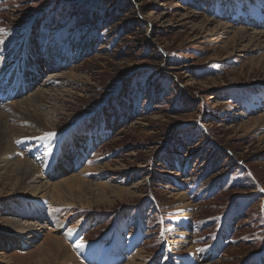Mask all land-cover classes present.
Listing matches in <instances>:
<instances>
[{"label":"rangeland","instance_id":"1","mask_svg":"<svg viewBox=\"0 0 264 264\" xmlns=\"http://www.w3.org/2000/svg\"><path fill=\"white\" fill-rule=\"evenodd\" d=\"M263 11L264 0H0V78L28 85L11 101L41 89L71 96L55 102V130L34 136L50 151L42 174L84 169V187L107 193L86 208L15 196L37 215L22 223L47 227L24 247L0 238V264H39L55 220L62 240L73 231L99 247L86 262L70 248L80 264L138 252L142 264H264V49L249 43L264 25L248 16ZM37 144L14 156L31 159ZM120 188L131 195L115 196ZM12 193L0 183V202ZM7 216L0 208V236Z\"/></svg>","mask_w":264,"mask_h":264},{"label":"bare ground","instance_id":"2","mask_svg":"<svg viewBox=\"0 0 264 264\" xmlns=\"http://www.w3.org/2000/svg\"><path fill=\"white\" fill-rule=\"evenodd\" d=\"M256 20H259L260 24L264 23V17L262 14L260 17H257ZM245 36H247L246 29L242 28L234 33L231 40H239L241 38H245ZM250 42H257L256 45H258L261 49H264V31H258L254 34V36H251L249 39V43ZM261 43L262 47L260 46ZM256 64L264 67V52ZM4 71L0 69V76ZM62 76H65L67 80H75L74 75L71 72L63 74ZM20 80H22V75H18L16 73L15 75H9V77L6 76L0 78V85L9 84L13 87V85L18 83ZM67 93L68 92H65L63 96H70ZM50 95L51 97H49ZM4 96L5 94L0 91V183L10 185V191L13 193L5 197L9 198V200H2V202H0V208L5 210L7 215H10V217L7 216V218H5V231H3L0 238L2 241H5L4 248H7L8 246L10 247L12 245L24 247L29 245L36 238L37 234L47 227V224H45V222L40 223L41 221L36 224L27 221L22 223L20 221L22 217L30 218L36 217L37 215L32 214L30 210L25 208V205H22L25 202L24 200L21 204L23 207L19 208L18 205H20V203L19 200L15 198V196L20 194L26 195L25 198L27 197L29 200L34 198V202L36 201L37 203V200H47V197H49L50 203L54 205H74L86 208L97 203H107V201L105 202L104 200L106 199L107 193L104 191L105 183H96L98 189L97 193H95V191L90 188L87 189L84 187L86 184L90 185L87 183L89 181L83 178L84 174L82 176V173L86 171L84 169L74 174L71 173L56 181H53L54 179H47L44 177V174H42V166L40 165L39 160L43 159L42 157H45L46 155L49 156L50 151H48L47 147V149L41 151V143L43 141L37 140L39 138L34 136L39 134L42 135L43 132L46 133L55 130L59 115L58 109L55 107V102L58 103L57 101H62L64 99L63 96L57 97V95L54 96L49 91L47 92L46 90L42 89L34 91L30 95H27L26 98H22L20 101L17 100L8 102L4 100ZM46 101L47 103L48 101H50V103H54H52L50 106H46ZM1 104L3 106H1ZM259 122H264V114L259 116ZM52 135L53 134H49V136ZM29 138H31V142H38L37 146L33 148L34 150L28 152L26 155L31 157V159L27 157L26 159H19L14 156L15 153H19L18 146L21 143H25ZM58 148L60 151L59 146H57V149ZM32 156H34V158H32ZM39 156L41 158H39ZM38 169H40L41 172ZM4 179L6 182H4ZM84 190L86 191L84 192ZM87 193L92 198H89L90 196L87 197ZM131 193L129 190L120 188L115 193V196L121 198L123 196H129ZM25 200L29 201L28 199ZM27 201L26 204L29 205ZM28 208L30 209L31 206ZM42 209L44 210V208ZM184 216H186V214ZM55 221L56 223L53 224V227L51 228L53 230L49 228L50 233L45 240L46 246L43 247L41 250L42 252H40L41 254L38 259L39 264H49L52 259L56 260V262H59V264H80L77 259H82L83 262H86L87 260H91L93 257L101 253L99 247L96 244L84 242L82 240H75L73 231H65V240L71 241L73 243L75 241L74 246H68V243L58 236V233L64 230L63 221ZM180 229L181 232H179L178 235H186V231L190 229V225L184 223L183 228ZM118 242L120 243V240ZM77 245H83V247H77ZM70 248L74 250V255L77 253V259L70 251ZM140 258H142L140 253H135L134 256H131L128 259L126 264H142L138 261ZM6 260L7 256L4 254V252H1L0 262H5ZM98 262H101L102 264H110L107 260L101 258L98 259ZM146 264L153 263L150 262ZM176 264H184V262L176 261Z\"/></svg>","mask_w":264,"mask_h":264},{"label":"snow or ice","instance_id":"3","mask_svg":"<svg viewBox=\"0 0 264 264\" xmlns=\"http://www.w3.org/2000/svg\"><path fill=\"white\" fill-rule=\"evenodd\" d=\"M51 135V134H50ZM77 247H83V245H77Z\"/></svg>","mask_w":264,"mask_h":264}]
</instances>
